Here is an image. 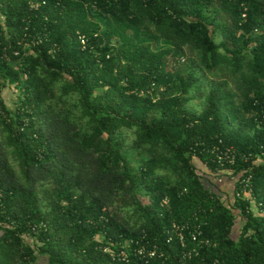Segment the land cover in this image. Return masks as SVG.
<instances>
[{"label": "trees", "instance_id": "trees-1", "mask_svg": "<svg viewBox=\"0 0 264 264\" xmlns=\"http://www.w3.org/2000/svg\"><path fill=\"white\" fill-rule=\"evenodd\" d=\"M0 205V264L174 262L186 221L185 264H264V0H0Z\"/></svg>", "mask_w": 264, "mask_h": 264}, {"label": "built area", "instance_id": "built-area-1", "mask_svg": "<svg viewBox=\"0 0 264 264\" xmlns=\"http://www.w3.org/2000/svg\"><path fill=\"white\" fill-rule=\"evenodd\" d=\"M30 7L37 8L38 3H31ZM212 152L214 154V161L222 167H224V164L227 162L230 164L234 163L235 158L233 148H215ZM241 176L243 177H237L239 180V189L236 190V196L248 200L252 203L253 207L260 210L261 204L256 205L250 194L249 187L251 175L243 174ZM218 180L221 181L219 178ZM190 226H193L196 230H191ZM199 227V224L192 225L189 221H186L183 223L173 222L170 225V228L167 229V233L170 235L166 238V243L170 244L173 239H176L179 243L180 251L182 250L178 257H176V253L172 255V257H174V262L163 250H159L156 244H151L149 247L145 245V241L143 243L139 241V243H141L139 245L138 242H136L135 246H132L133 241L131 239L122 237L120 241H108V243L101 246V248L110 256L113 264H185V259L190 258L192 255L199 254V251L197 250L198 247H202L203 244H209L208 239H205L204 241L199 240L197 242V238L201 234ZM35 228V225H31V230L34 231ZM187 240H191V242L194 243V246L188 248ZM146 241L148 242V239H146Z\"/></svg>", "mask_w": 264, "mask_h": 264}, {"label": "rangeland", "instance_id": "rangeland-1", "mask_svg": "<svg viewBox=\"0 0 264 264\" xmlns=\"http://www.w3.org/2000/svg\"><path fill=\"white\" fill-rule=\"evenodd\" d=\"M217 38V37H216ZM183 63H185V61H184V59L182 60L181 59V61H180V63L179 64H183ZM178 64V65H179ZM208 76L209 77H212V78H215L216 76L215 75H212V74H208ZM16 97H17V91H16V89L14 88V87H7V88H5L4 90H3V98H4V101L6 102V104L9 106V107H13L14 106V102H15V100H16ZM190 106H192V107H194V108H196V109H199V100L198 99H194V100H192V102L190 103ZM193 162H194V164L197 166V168H198V170H199V172L201 171V170H203L204 168H205V166H204V164L203 163H201L197 158H194L193 159ZM132 165L133 166H136V162H133L132 163ZM205 170H206V168H205ZM225 179V177H224V175H221V174H219L218 176H217V179ZM222 181H224V180H222ZM222 188H225V185L224 186H222ZM227 191L225 190L224 191V193H226ZM221 197L222 198H224V199H229L230 198V200H231V192H227V194L226 195H221ZM142 199L144 200V201H146L147 199H146V197H142ZM242 224H241V220H240V218L239 217H237L236 218V221H235V226H234V228H233V231H232V235L234 236V237H236L237 235H238V233H239V231H240V226H241ZM43 260L41 259V261H39V263L40 264H43Z\"/></svg>", "mask_w": 264, "mask_h": 264}, {"label": "crops", "instance_id": "crops-1", "mask_svg": "<svg viewBox=\"0 0 264 264\" xmlns=\"http://www.w3.org/2000/svg\"><path fill=\"white\" fill-rule=\"evenodd\" d=\"M224 184H226V183H224ZM231 185H229V187H228V189H229V191L231 192V194H232V188H231V186H233V184H232V181H231V183H230Z\"/></svg>", "mask_w": 264, "mask_h": 264}]
</instances>
